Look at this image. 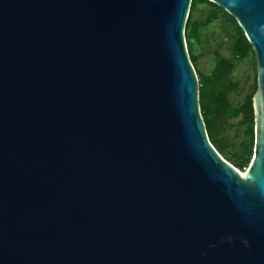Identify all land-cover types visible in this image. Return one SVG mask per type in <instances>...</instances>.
<instances>
[{"label": "water", "instance_id": "1", "mask_svg": "<svg viewBox=\"0 0 264 264\" xmlns=\"http://www.w3.org/2000/svg\"><path fill=\"white\" fill-rule=\"evenodd\" d=\"M256 65L244 177L201 115L192 0H0V264H264V0H208Z\"/></svg>", "mask_w": 264, "mask_h": 264}, {"label": "trees", "instance_id": "2", "mask_svg": "<svg viewBox=\"0 0 264 264\" xmlns=\"http://www.w3.org/2000/svg\"><path fill=\"white\" fill-rule=\"evenodd\" d=\"M199 4L207 5L209 11L204 17L194 19L193 13ZM218 19H223L229 25L227 34L232 54L226 56L215 51L214 66L211 71L209 73H204L201 70L196 71L199 83V105L209 140L225 160L243 171L250 163L253 154L252 96L256 90V83L253 91L244 95L241 103L235 104L231 100V95L241 93L243 88L231 78V74L236 69L238 62L245 59L249 53L254 60L256 74L253 49L234 17L208 0H192L187 19L186 40L189 57L196 68L199 57L193 53V41H199L200 28ZM232 120L235 122L232 123ZM231 130H234L237 137L242 134V140L237 144L231 142L227 135V132Z\"/></svg>", "mask_w": 264, "mask_h": 264}, {"label": "rangeland", "instance_id": "3", "mask_svg": "<svg viewBox=\"0 0 264 264\" xmlns=\"http://www.w3.org/2000/svg\"><path fill=\"white\" fill-rule=\"evenodd\" d=\"M208 11L209 7L207 5L199 4L193 13V18H202ZM228 30L229 25L223 19H218L200 28L199 41H193V53L197 54L199 57L195 68L196 71L201 70L204 73H209L211 71L214 66L215 51L226 56H231L230 41L227 34ZM231 78L238 82L243 88L241 93L231 95V100L235 104H239L242 102L244 95L253 91L256 83L254 60L251 53H249L245 59L238 62L236 69L231 74ZM231 122L234 123L235 120H232ZM227 135L229 136L230 141L236 144L242 140V134L237 137L234 134V130L228 131Z\"/></svg>", "mask_w": 264, "mask_h": 264}, {"label": "bare ground", "instance_id": "4", "mask_svg": "<svg viewBox=\"0 0 264 264\" xmlns=\"http://www.w3.org/2000/svg\"><path fill=\"white\" fill-rule=\"evenodd\" d=\"M240 172H241V175L244 177V175H245L244 172L243 171H240Z\"/></svg>", "mask_w": 264, "mask_h": 264}, {"label": "clouds", "instance_id": "5", "mask_svg": "<svg viewBox=\"0 0 264 264\" xmlns=\"http://www.w3.org/2000/svg\"><path fill=\"white\" fill-rule=\"evenodd\" d=\"M262 31H264V27H262V29H261Z\"/></svg>", "mask_w": 264, "mask_h": 264}]
</instances>
